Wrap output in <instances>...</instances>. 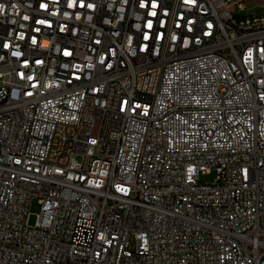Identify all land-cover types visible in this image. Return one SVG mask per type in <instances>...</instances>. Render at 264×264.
Returning a JSON list of instances; mask_svg holds the SVG:
<instances>
[{"label": "built area", "instance_id": "obj_1", "mask_svg": "<svg viewBox=\"0 0 264 264\" xmlns=\"http://www.w3.org/2000/svg\"><path fill=\"white\" fill-rule=\"evenodd\" d=\"M244 9L0 0V264H264V16Z\"/></svg>", "mask_w": 264, "mask_h": 264}, {"label": "rangeland", "instance_id": "obj_2", "mask_svg": "<svg viewBox=\"0 0 264 264\" xmlns=\"http://www.w3.org/2000/svg\"><path fill=\"white\" fill-rule=\"evenodd\" d=\"M246 9L243 10L244 15H255L264 16V0H243ZM215 172L208 175H202V181H213L215 178ZM40 204L38 200L35 199L30 206V223L34 224L37 221L38 214L40 213Z\"/></svg>", "mask_w": 264, "mask_h": 264}]
</instances>
